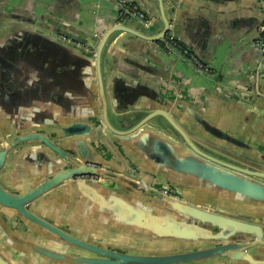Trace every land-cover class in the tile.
I'll list each match as a JSON object with an SVG mask.
<instances>
[{"label":"water","instance_id":"obj_1","mask_svg":"<svg viewBox=\"0 0 264 264\" xmlns=\"http://www.w3.org/2000/svg\"><path fill=\"white\" fill-rule=\"evenodd\" d=\"M138 1L153 15L154 7ZM156 2L160 25L126 10L103 36L62 31L73 46L93 47L102 110L90 118L98 126L76 118L53 134L1 129L0 213L14 218L0 237V264H264V143L256 147L197 114L195 130L163 110L110 115L106 49L122 31L165 45L173 12L165 0ZM261 59L249 91L250 103L264 108ZM202 73L223 83L217 70ZM101 128L121 149V155L113 150L115 159L103 160L87 139ZM9 237L24 240L22 254ZM45 237L82 252L39 242Z\"/></svg>","mask_w":264,"mask_h":264},{"label":"crops","instance_id":"obj_2","mask_svg":"<svg viewBox=\"0 0 264 264\" xmlns=\"http://www.w3.org/2000/svg\"><path fill=\"white\" fill-rule=\"evenodd\" d=\"M145 1L155 8L152 13L160 25L156 0ZM165 4L172 9L171 29L177 38L215 67L223 83L208 78L161 41L122 31L112 38L102 61L110 115L163 110L195 130L201 125L197 114L262 147L264 108L250 103L254 97L249 91L262 58L254 45L262 0ZM118 9L116 0H0V131L53 134L76 118L99 125L90 118L102 110L96 100L93 47L79 41L73 46L62 31L103 36L116 23ZM261 62L264 66V58ZM87 139L103 160L115 159L113 150L122 154L104 128Z\"/></svg>","mask_w":264,"mask_h":264},{"label":"built area","instance_id":"obj_3","mask_svg":"<svg viewBox=\"0 0 264 264\" xmlns=\"http://www.w3.org/2000/svg\"><path fill=\"white\" fill-rule=\"evenodd\" d=\"M120 5L118 12L121 16H126V10L131 11L133 15H135L138 18H141L145 20L147 23L154 20V16L146 10V8L143 6L142 3H140L138 0H117ZM261 21L258 26V32L257 35L254 38V45L258 48L264 50V0H262V8H261ZM166 48L168 50H171L175 53L176 56H179L181 59L192 62L193 65L202 72H205L207 74H214L216 73L215 67H213L209 63H205L202 61L196 53L192 51V49L189 46H186L180 42V40L177 38L174 31L171 29L167 32L166 36ZM264 58V55H263Z\"/></svg>","mask_w":264,"mask_h":264},{"label":"flooded vegetation","instance_id":"obj_4","mask_svg":"<svg viewBox=\"0 0 264 264\" xmlns=\"http://www.w3.org/2000/svg\"><path fill=\"white\" fill-rule=\"evenodd\" d=\"M9 138V137H8ZM0 139L1 140H4L5 137H1L0 136ZM10 139V138H9ZM185 197V195H184ZM187 197V196H186ZM13 215H11L10 212L6 211L5 209H2L1 210V213H0V237H3L5 232H7L8 234L10 233L9 229H8V226L10 227L11 224H7L5 221H10V223H12V220H13ZM20 221V226L24 229H29L28 226L29 224H27V221L24 220V221ZM11 237H9V239H6V242L10 243L12 241L13 242H16V244H18V247H16L17 249V253L19 254H22L24 252V250H22L21 248L25 247L26 244H24V240L23 239H10ZM90 240V239H89ZM100 240V239H99ZM103 240V239H102ZM120 240V239H117V241ZM39 242H43L47 245H50L52 247H56V248H59V249H63V250H67V251H75V252H82L81 249H78L76 247H73V246H69L65 243H62L60 241H57V240H52L51 238H48V237H45V238H41L39 239ZM104 244L106 245H109L108 243H112V239H106L104 240ZM19 246L21 248H19ZM109 247H113V246H109ZM19 248V249H18ZM21 249V250H20Z\"/></svg>","mask_w":264,"mask_h":264},{"label":"rangeland","instance_id":"obj_5","mask_svg":"<svg viewBox=\"0 0 264 264\" xmlns=\"http://www.w3.org/2000/svg\"><path fill=\"white\" fill-rule=\"evenodd\" d=\"M236 212V211H235ZM234 214H238L237 216H241V217H244V218H253V216L252 215H248V214H243V213H239V211H237L236 213H234Z\"/></svg>","mask_w":264,"mask_h":264}]
</instances>
